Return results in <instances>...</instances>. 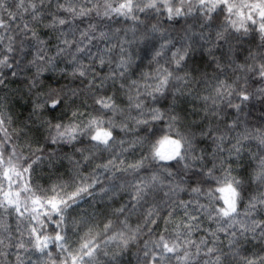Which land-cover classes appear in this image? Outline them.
Here are the masks:
<instances>
[{
	"label": "clouds",
	"instance_id": "9594fccd",
	"mask_svg": "<svg viewBox=\"0 0 264 264\" xmlns=\"http://www.w3.org/2000/svg\"><path fill=\"white\" fill-rule=\"evenodd\" d=\"M0 264H264V0H0Z\"/></svg>",
	"mask_w": 264,
	"mask_h": 264
},
{
	"label": "snow or ice",
	"instance_id": "6c2138e0",
	"mask_svg": "<svg viewBox=\"0 0 264 264\" xmlns=\"http://www.w3.org/2000/svg\"><path fill=\"white\" fill-rule=\"evenodd\" d=\"M9 202H11V201H9ZM33 203H39V201H33ZM49 203V205L51 206V208L53 209V210H56L57 209V202H55V201H49L48 202Z\"/></svg>",
	"mask_w": 264,
	"mask_h": 264
}]
</instances>
